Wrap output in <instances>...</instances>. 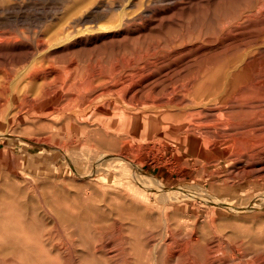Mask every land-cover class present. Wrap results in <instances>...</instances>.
<instances>
[{"label": "rangeland", "instance_id": "obj_1", "mask_svg": "<svg viewBox=\"0 0 264 264\" xmlns=\"http://www.w3.org/2000/svg\"><path fill=\"white\" fill-rule=\"evenodd\" d=\"M80 1L5 0L4 3L9 2L8 6L4 3L1 6L0 2V9L3 8L0 10V32L23 31L25 35L21 36L19 42L10 43L5 49L2 47L3 43H0L2 47L0 67L5 71L6 68L7 71L17 70L15 67L24 63L16 65L14 60L24 56L23 52L27 50L32 49L30 58L26 59V63L29 64L42 58L46 49H61L60 52L49 54L48 57L59 64L67 63L70 59H80L82 64L92 63L95 69L100 71L104 68L103 63L115 65L121 57L127 58L132 55L128 42H131V38L138 35L137 32L143 30V27L152 30L146 31V37L135 39L136 44L161 43L169 37L179 39L182 37L183 28L195 30L201 24L216 26L217 22L220 23L219 18L230 9L247 13V10L254 8L260 0H107L106 4L101 5L103 14L96 15L98 19L95 21H86L85 14L81 15L82 12L77 7ZM10 2L15 5H11ZM262 12H257L252 20L244 23L240 32L233 29L230 34L247 35L258 31L264 21V11ZM134 15H139L135 22L131 19L128 25L118 24L121 16L129 18ZM77 16L79 18L74 20ZM61 24L63 27L71 25L75 35L68 40L53 43L52 47H38L36 42L38 33ZM89 26L94 27L86 29ZM115 32L119 33L115 40L109 41L110 39H105L109 37L102 36ZM255 55L256 58L264 57V46L256 51ZM3 70L0 71V75L5 72ZM39 87L38 83L31 86L23 105L30 110L29 115L28 113L25 116L17 115L14 123L10 122V115L16 109H5L0 97V264H21L22 261L26 264H58L59 260L63 264H125V256L130 262L128 264H134L131 260L134 251L138 264H155V258L159 264H187L191 261L186 260L188 252L186 259L184 258L183 252H186L184 243L191 239V236L199 237L198 243L201 245L198 243L195 245L199 251L209 250V247L210 250H216L218 247L214 253L221 256L219 259H212L213 262L209 264L232 262L228 254L222 255L223 247L228 249L230 243V240L221 237L224 234L222 232L229 234L231 230L240 229L235 224L247 223L246 218L257 211L229 214L224 210L225 214L215 213L221 218L217 219L220 221L219 230L214 234V228L207 222L208 215L213 214L211 204L188 196L174 200L159 198L157 190L146 187L138 180L136 174L138 172L160 177L167 187L197 182L199 186L208 190L215 189L214 193L235 205L247 204L248 199L241 201L229 198L226 190L236 188L239 184L254 190L258 186L264 188V176L257 175L256 170L260 166V160H264L259 159L264 156V152L261 151L262 149L264 151V147L255 146L240 151L228 159H221L226 153L221 151L210 154L209 150L213 147L205 154L202 152L198 158L195 153L178 154L177 142L170 137L137 138L129 142L123 137L124 140L121 142L122 138L112 137L117 135L114 128L110 126L102 128L96 118V114L99 115L100 110L103 111L105 109L103 106L108 102L114 99V102H121L117 97L110 98L108 92H100L108 87V83L96 84L90 87V90L83 88L82 81L70 84V77L60 75L43 88ZM130 90L127 89L128 92ZM93 94L96 95L92 96ZM38 95L42 96L37 97ZM90 97L94 103L83 107L85 99ZM124 102L131 111L138 109L127 99H124ZM261 105L257 108L264 109V104ZM257 114V117L263 116L261 113ZM250 116L252 118L249 116L245 118L231 116L227 120L220 118L211 125L208 122L200 124L195 121L185 127L192 128L191 132L195 133L208 131L212 138L224 132L242 131L246 128L244 127L246 122L252 124L249 125L251 127L257 125L256 127L263 128L264 116L258 121L253 114ZM254 118L256 120L253 122ZM229 122H235V125L232 123L229 125ZM101 130L105 131L102 136L98 133ZM99 135L101 138L106 135L102 139L105 141L99 140ZM247 135L249 136L248 133ZM97 136L98 141L93 139ZM114 139L120 140L121 145ZM231 142L233 137L228 139V143ZM107 145H113L117 151L113 146L108 148ZM148 145L149 147L152 145L151 150ZM258 147L262 149L259 151ZM116 152L129 155L137 164V168L128 164L124 166L127 160L117 157ZM231 152L233 150H229L227 154L231 155ZM102 153L108 154L110 159L106 160L100 156ZM102 159L105 161L99 164L98 161ZM214 160L217 172L211 174L206 172L207 170L198 173L199 171L194 169L178 167L181 162L204 163ZM240 160L242 161L237 164ZM169 216L171 219H168ZM165 218L170 220L171 226L168 228L164 223ZM193 222H197L198 229L191 235ZM123 225H126V229H123ZM256 225L259 224L256 222L254 226ZM120 229L125 235L131 231L126 235L127 240L118 236V232H122ZM24 237H27L28 241H24ZM118 241H122L121 244ZM258 244L253 243L249 246L257 247ZM91 245L100 251L93 254ZM176 251H181L178 259L177 256H173ZM256 253L263 254L264 248H260ZM261 263L264 264V261Z\"/></svg>", "mask_w": 264, "mask_h": 264}, {"label": "bare ground", "instance_id": "obj_2", "mask_svg": "<svg viewBox=\"0 0 264 264\" xmlns=\"http://www.w3.org/2000/svg\"><path fill=\"white\" fill-rule=\"evenodd\" d=\"M4 1L5 0H0L1 6H3L2 4ZM14 2H17V0H14ZM106 2L107 0H81L77 4V7L79 10H81V15L85 14L86 17L84 18H86V21H95L98 19L96 18V15L103 14V8L101 5L106 4ZM6 3L4 4L8 6L9 2L7 4ZM12 3L11 5H15ZM9 9L10 8H8V10ZM247 11V13H244L240 10L233 11L230 9L229 12H225L219 18L220 23L217 22L218 25L216 24V26L210 27L204 26L206 24H201L199 25L200 27H196L195 30H184L183 28L182 37L179 39L169 37V39L161 43L144 42L143 44H136L134 41L135 39L146 37V31L151 32L152 30L151 28L143 27V30H139L137 32L138 35L131 38V42H128L130 47L129 52L132 55L127 58L121 57L119 62L115 65L103 63L102 65L104 68H101L100 71H97L94 64L92 63L82 64L80 59H70V61H67V63L59 64L54 59L48 57L49 54H56L60 52L61 49H46L47 51H42L45 53L42 55V58H40L38 61H32L31 63L27 64L26 59L30 58L29 55L32 53V49L28 47L31 50L23 52L24 56L20 55L21 57H18L16 61L14 60L16 65L17 63L19 65L20 62L22 64L24 63L21 66L19 65L20 67L16 66L15 68H17V70L13 71L12 69L11 71H7L6 68L5 71L4 68L0 67V71L3 69V71H5L0 75V97H2L3 100L2 104L5 105V109H16L10 115V122L14 123V119L17 115L22 114L25 116L27 113L29 115L30 110L23 105L27 100L26 98L27 95H29L31 86H33L35 83H38V86L40 84L39 89H41L49 81L58 79L60 75L70 77V84H75L78 80L82 81L84 89L106 82L108 83V87L101 90L100 92H108L110 98L117 97V100L121 99V102H114L115 99L108 102L106 106H103L105 109L103 111L100 110L99 115L96 114V118L103 126L102 128L109 126L114 128L117 135H113L112 137H115L116 139L117 137L122 138L121 142L124 140L123 137L127 138L126 140H128V142L131 141V139L137 138L159 139L161 137H170L177 142L176 147L178 154L181 152L183 154L195 153L197 158L202 154V152L205 154L211 147L213 148L209 150L210 154H215L217 152L220 153L221 151L226 153V156L222 158L220 157L221 159H228V157H232V155L235 156V154L239 153L240 151L255 146H262L263 148L264 126L263 128H260L262 126L256 127V122V126L251 127L249 125L252 124H248L245 121L248 125H246L244 122V127L246 126V128L242 130L243 132L241 130L238 132L235 130L233 132H224L222 135L216 136L214 138H212V135L208 131H200L195 133L191 132L193 131L192 128L189 129L185 127V125L191 124L195 121L199 122L200 124L208 122V124L211 125L220 118H225L227 120L231 116H238L239 118H245L249 116L252 118L250 115L253 114L254 117L256 116L257 121L258 119H262L264 116V109L259 107L257 108V106L261 107V104H264V57H255L256 51L264 46V21L262 22V26L258 31L250 32L247 35L242 33L230 34L233 29L240 32V28L244 25V23L252 20L257 12L264 11V0H260L254 6V8H251ZM138 17L139 15L130 16L129 18L121 16L118 24L128 25L131 19L133 22H135ZM77 18L79 17H75L74 20ZM62 25L63 24L56 27L51 26L50 28L48 27L47 31L38 33L39 36L36 37L38 47L51 46L53 43H57L60 40H68L75 35L71 25L67 24L68 26L65 27ZM93 27L94 26H89L86 27V29H92ZM22 35L25 36L23 31H20L19 33H14V31L0 32V43H3V49L7 48L10 43L14 44L19 42ZM118 35L119 33L115 32L112 34H103L102 36L109 37L105 39H110L109 41H111L115 40L116 36ZM121 42H123V40H121ZM2 47L0 46V49ZM126 47L124 46V48ZM11 68L13 67H10V69ZM127 89L131 90L128 92ZM110 91L114 93H111ZM95 95L96 94H93L92 96ZM39 96L41 97L42 95H38L37 97ZM124 99H127L130 104L137 106L138 109L136 111H131L130 108L126 106ZM92 103H94L92 97L86 98L82 106L88 107ZM257 113H261L260 115L263 114V116H261V118L260 116L257 117ZM255 120L256 119L254 118L253 122ZM248 122L251 123L250 120ZM230 123L234 124L235 122H229V125ZM241 123L239 124L240 128L242 126ZM262 123L264 124V122ZM236 127L239 126L236 125ZM103 132L105 131H98L101 136L104 134ZM105 136L101 138L99 135L101 139L98 136L96 138L94 137L93 139L98 141L99 138V140L105 141V139L102 140L105 138ZM230 137H233V142L228 143V139ZM110 140L111 138H109L108 144H110ZM114 140L113 142H115ZM119 141H117L118 145L120 144ZM107 146L109 148L113 145ZM114 146L116 147L117 145L114 143ZM150 147L149 149L151 150ZM262 148H260L259 151ZM229 150H233V152L230 153L231 155L227 154ZM261 151L264 152L263 149ZM118 155L117 157L127 160L126 165L124 166H127L128 164L130 166L134 165L135 168H137V164L132 158H130L129 155ZM100 156H103L106 160L110 159V156L105 153H102ZM263 158L264 156L259 159ZM103 161L105 160L102 159L98 162L101 164ZM215 161L216 160L207 161L204 163H199V161L189 163L181 162L180 164H178L179 162H176L180 168L183 167L194 169L199 171L198 173H200V171L203 172L207 170L206 172L211 174L217 172L215 168L216 165H214L216 163ZM241 161L242 160L237 161V164ZM257 161L258 160H256V163ZM259 165L260 166L256 168L258 172L257 175L264 176V160H260ZM178 167L173 168L176 169ZM210 169H212V171ZM238 172L240 171L238 170ZM136 176L138 177V180L149 189H156L159 198L174 200L188 196L201 199L206 204H211V207H213V214L208 215L207 222H210V225L214 228V234L219 230L218 224H220V221L217 219L221 218L220 216H216L215 213L218 212V215L225 214L224 210L229 214L251 213L257 211L254 212L252 216H248L246 218V220L249 222L247 221V223L243 222L244 224H235V226L240 229L231 230V233L229 234L222 232L224 234L221 237L230 240V243L228 245V249L223 247L221 252L222 255L226 256L228 254L232 258V262L229 260L231 263L227 264H262L261 262L264 261V253L257 254L256 252L260 248H264V188H260L258 186L255 187L254 190L239 184V186L236 188L231 187L230 189H227L226 192L229 198H237L241 201L248 199L247 204L241 203L240 205H235L234 203L229 202L225 197L218 196L216 193H214L213 190L215 189L208 190L199 186L197 182H186L176 185L175 187H167L166 184H164L159 179L160 177H151L147 174H139L138 172ZM123 216L121 215V218ZM235 216L236 215H234V217ZM168 219H171V217ZM168 219L165 218L164 222L167 228L171 226L169 222L170 220ZM256 222L259 225L254 226ZM196 223L197 222H193V226L190 231V233L192 232L191 235L195 234L198 229ZM138 230L140 231V229ZM130 232H127L126 235ZM118 234V236H121L127 240L124 231L118 232ZM131 238L129 239L131 240ZM126 240H124V243ZM24 241H28V238L24 237ZM121 242L119 243L121 244ZM131 242L132 241H130V245H132ZM198 242H200L199 237L191 236V239L184 243L186 250L185 253L182 251L183 255H185L184 258L186 259V253L188 252L189 255H187L188 258L186 260L191 261L187 264H209L213 262L214 258L219 259L218 257L221 255L215 254L218 247H216L217 249L215 248L216 250H210L209 247V250L200 249L199 251L195 247ZM219 243L222 244L224 242ZM253 243H260V245L258 244L257 247H255L256 245L254 247H250L249 245ZM91 246L93 247V254H96L98 251H100L93 245ZM130 247L128 249H130ZM133 254V256L131 255V260H133L132 263L138 264L135 251ZM179 255L181 256V251H176L173 253V256H177V259ZM125 257L124 260L128 264L129 261L127 260V257ZM21 264L26 263L22 261ZM58 264L63 263H61L59 260ZM155 264H159L156 258Z\"/></svg>", "mask_w": 264, "mask_h": 264}]
</instances>
